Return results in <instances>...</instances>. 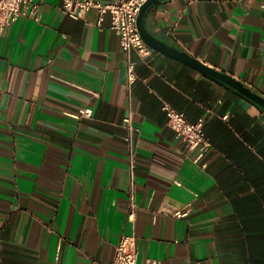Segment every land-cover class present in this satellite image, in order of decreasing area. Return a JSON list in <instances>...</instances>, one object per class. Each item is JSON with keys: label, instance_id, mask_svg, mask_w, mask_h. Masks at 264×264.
Returning <instances> with one entry per match:
<instances>
[{"label": "crops", "instance_id": "0c3cea01", "mask_svg": "<svg viewBox=\"0 0 264 264\" xmlns=\"http://www.w3.org/2000/svg\"><path fill=\"white\" fill-rule=\"evenodd\" d=\"M38 1L40 21L0 34V264H109L126 234L139 264H264V109L156 48L128 54L110 14ZM147 25L264 96V0H164ZM166 103L205 120L200 161Z\"/></svg>", "mask_w": 264, "mask_h": 264}, {"label": "built area", "instance_id": "2783aa9c", "mask_svg": "<svg viewBox=\"0 0 264 264\" xmlns=\"http://www.w3.org/2000/svg\"><path fill=\"white\" fill-rule=\"evenodd\" d=\"M148 0H114L103 2L101 0H64L63 10L73 18L86 19L88 12L96 10L99 14V23H102L108 14L112 17V28L120 34L122 49L131 54L137 50L143 56L152 54V47L145 41L139 29V17L143 6ZM42 5L38 0H0V34L10 28L21 17H29L40 21L42 17ZM137 63L129 60L128 73L130 83L133 84L138 74ZM168 113L169 125L177 132L185 142L188 152L198 151L200 161L206 153L214 148V144L205 129V120L191 122L185 112L165 104ZM79 118H91L94 116L92 107H85L76 114ZM128 128L127 142L130 146L131 167L135 180V168L137 163L136 136L141 128L134 123L133 115L125 118ZM135 182V181H134ZM135 195H132L133 204ZM177 217H186L191 208L171 210ZM140 248L138 238L135 235H124L116 248L115 258L109 264H139ZM146 264H162L159 259H148Z\"/></svg>", "mask_w": 264, "mask_h": 264}, {"label": "water", "instance_id": "95a60500", "mask_svg": "<svg viewBox=\"0 0 264 264\" xmlns=\"http://www.w3.org/2000/svg\"><path fill=\"white\" fill-rule=\"evenodd\" d=\"M164 0H148V2L143 6L140 17H139V29L145 41L153 48L163 51L173 57H176L183 62L197 68L206 76L216 79L230 88L236 90L246 98L255 102L258 106L264 109V96L255 92L251 87H249L243 81L237 79L232 74L225 71L213 68L195 56L189 54L188 52L171 45L169 42L162 40L157 35H155L148 27L147 20L151 10L158 5H160Z\"/></svg>", "mask_w": 264, "mask_h": 264}]
</instances>
